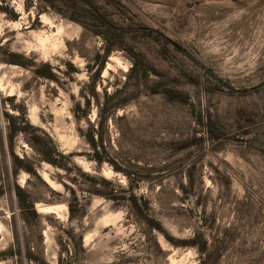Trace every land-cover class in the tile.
I'll return each mask as SVG.
<instances>
[{"label":"rangeland","instance_id":"rangeland-1","mask_svg":"<svg viewBox=\"0 0 264 264\" xmlns=\"http://www.w3.org/2000/svg\"><path fill=\"white\" fill-rule=\"evenodd\" d=\"M89 1L0 0V264H264V0Z\"/></svg>","mask_w":264,"mask_h":264},{"label":"trees","instance_id":"trees-1","mask_svg":"<svg viewBox=\"0 0 264 264\" xmlns=\"http://www.w3.org/2000/svg\"><path fill=\"white\" fill-rule=\"evenodd\" d=\"M92 12L96 15L97 18L100 19L101 22H103L105 24H108L109 27L111 26L110 28H123L122 26H117V25L109 22L99 12H96V11L94 12L93 10H92ZM87 102L89 103V99L87 100ZM109 103H110V97L109 96L108 97L105 96V98L102 100V106H105V108H108ZM119 103H121V102H118V103H115L114 102V105L115 104H119ZM104 119L100 120L98 127H95V126L91 125L84 132L86 138L90 141L91 145L94 148H96V146L98 145V142H100V143L103 144V139H104V135H105L104 134V128H103L104 127ZM12 123H14V120L13 119H11L10 125ZM11 128L13 129V131H17L18 129L23 130L25 132L27 131V130H24L25 129L24 126H16L14 124L11 125ZM32 143H33L34 147L36 148L37 152L40 154V156L42 158L48 160L52 164L61 165L63 167H66L65 162L62 159H59L56 156V148H55V146L53 144H51L49 142V140H47V143L46 144H41L40 143V140H39V137L38 136H33ZM103 148H105L104 145H103ZM60 155H61V157H65L64 154H61L60 153ZM24 167H27L31 171H34L31 166H24ZM16 192L19 195L22 203H24V204L30 203L28 201V198L26 197L25 191H24V189L22 187L16 186ZM69 203H71V202H69ZM196 241H197L196 239L193 240V242L197 243V245H198V242H196ZM198 246L200 247V249H204V246H202V245L200 246V244ZM204 261H205V257L203 258V261H202L203 264H204Z\"/></svg>","mask_w":264,"mask_h":264},{"label":"water","instance_id":"water-1","mask_svg":"<svg viewBox=\"0 0 264 264\" xmlns=\"http://www.w3.org/2000/svg\"><path fill=\"white\" fill-rule=\"evenodd\" d=\"M83 2H85L86 4L88 5H91V2L89 0H81ZM95 11L98 12V9H96L94 7ZM166 37L175 45L177 46L182 52H184L187 56H189L191 59H193L194 61H196L200 66L202 67H206L205 64L203 62H201L200 60H198L197 56L192 52L190 51L187 47H185L183 44L179 43L178 41L174 40L173 38L169 37L166 35ZM208 69V72L214 76L220 83H222L223 85H225L226 87L234 90V91H241V90H253V89H257L261 86L264 85V81L258 83V84H255L253 86H250L246 89H243V88H240V87H237L233 84H231L227 79H225L224 77L220 76L219 74H217L215 71H213L212 69Z\"/></svg>","mask_w":264,"mask_h":264}]
</instances>
